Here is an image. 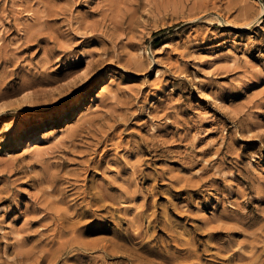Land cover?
I'll return each instance as SVG.
<instances>
[{"label":"rangeland","instance_id":"1","mask_svg":"<svg viewBox=\"0 0 264 264\" xmlns=\"http://www.w3.org/2000/svg\"><path fill=\"white\" fill-rule=\"evenodd\" d=\"M5 103L0 264H264V0H0Z\"/></svg>","mask_w":264,"mask_h":264},{"label":"bare ground","instance_id":"2","mask_svg":"<svg viewBox=\"0 0 264 264\" xmlns=\"http://www.w3.org/2000/svg\"><path fill=\"white\" fill-rule=\"evenodd\" d=\"M94 102V101H93ZM93 104V103H92ZM96 105V104H95ZM85 106H86V102H85V100H82V101H80V103L78 104V107L75 109V110H71V112L70 113H72V112H77V111H81L82 109H84L85 108ZM8 109V105L5 103V104H3V105H1L0 106V113H3L4 111H6ZM52 132H54V131H50V132H48V133H46V134H49V133H52ZM36 139L37 138H34V137H32V138H30V139H28L27 141H26V147H25V149H24V152H27V151H31V150H35L36 148H37V145H35V141H36Z\"/></svg>","mask_w":264,"mask_h":264}]
</instances>
